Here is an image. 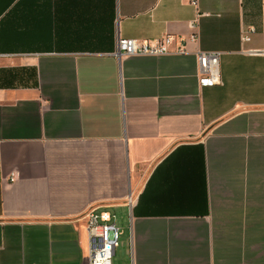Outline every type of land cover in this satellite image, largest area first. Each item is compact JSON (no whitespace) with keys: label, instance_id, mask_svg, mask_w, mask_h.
Instances as JSON below:
<instances>
[{"label":"crops","instance_id":"crops-1","mask_svg":"<svg viewBox=\"0 0 264 264\" xmlns=\"http://www.w3.org/2000/svg\"><path fill=\"white\" fill-rule=\"evenodd\" d=\"M91 209L124 264H264V0H0V264H89Z\"/></svg>","mask_w":264,"mask_h":264},{"label":"built area","instance_id":"built-area-1","mask_svg":"<svg viewBox=\"0 0 264 264\" xmlns=\"http://www.w3.org/2000/svg\"><path fill=\"white\" fill-rule=\"evenodd\" d=\"M187 1L198 9L200 0ZM200 15L201 13H197L195 18L189 21L191 33L188 39L191 41L198 40V17ZM252 32L253 28L243 30L240 36L241 41L248 42L251 39ZM173 43L174 36L171 34H164L149 40L119 37L115 53L127 56H157L171 52H186L184 40L180 39L174 48ZM219 55L218 51L198 50L196 52L198 81L201 86H213L221 83ZM85 217L89 264H112L115 248L118 246L119 241V230L116 227L114 215L107 210L96 211L91 209L86 213Z\"/></svg>","mask_w":264,"mask_h":264},{"label":"rangeland","instance_id":"rangeland-1","mask_svg":"<svg viewBox=\"0 0 264 264\" xmlns=\"http://www.w3.org/2000/svg\"><path fill=\"white\" fill-rule=\"evenodd\" d=\"M118 225H121L120 220H118ZM124 234L121 233L119 235V245L115 249V254L113 255L112 258V264H124L126 261V250H125V245L123 242Z\"/></svg>","mask_w":264,"mask_h":264}]
</instances>
